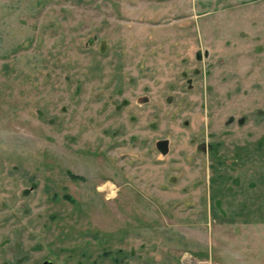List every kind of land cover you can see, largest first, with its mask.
<instances>
[{
	"label": "rangeland",
	"instance_id": "obj_1",
	"mask_svg": "<svg viewBox=\"0 0 264 264\" xmlns=\"http://www.w3.org/2000/svg\"><path fill=\"white\" fill-rule=\"evenodd\" d=\"M44 260L264 264V0H0V264Z\"/></svg>",
	"mask_w": 264,
	"mask_h": 264
},
{
	"label": "flooded vegetation",
	"instance_id": "obj_2",
	"mask_svg": "<svg viewBox=\"0 0 264 264\" xmlns=\"http://www.w3.org/2000/svg\"><path fill=\"white\" fill-rule=\"evenodd\" d=\"M205 55H206V53H205ZM195 57H196V59H198V60H200L201 59V54H200V52H196L195 53ZM164 144H165V142H161L160 144H158L159 145V147L160 148H162V149H164ZM209 147H208V145H207V147H206V153H207V156H208V152H209ZM208 159V158H207ZM208 163V162H207ZM233 163H235V162H233ZM220 169V168H219ZM221 171L220 172H222V169H220ZM221 174V173H220ZM220 174H217L218 176L220 175ZM70 175V174H69ZM70 176H73V175H70ZM74 177V176H73ZM77 179H79V177H77ZM110 186V185H109ZM109 186H101V187H99V190L101 189V188H103V190H101V191H105L107 188L109 189V191L111 190L110 188H109ZM112 192V191H111ZM111 192H109V194H108V197H109V195H110V193ZM110 198V197H109ZM41 264H53L51 261H49V260H44Z\"/></svg>",
	"mask_w": 264,
	"mask_h": 264
}]
</instances>
